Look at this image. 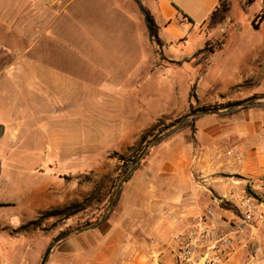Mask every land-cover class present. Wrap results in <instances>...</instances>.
I'll return each mask as SVG.
<instances>
[{
	"label": "crops",
	"instance_id": "0c3cea01",
	"mask_svg": "<svg viewBox=\"0 0 264 264\" xmlns=\"http://www.w3.org/2000/svg\"><path fill=\"white\" fill-rule=\"evenodd\" d=\"M91 1L99 3L105 19L102 45L133 44L143 22L142 33L152 50L151 71L171 67L181 76L187 73L189 78L184 83L183 97L162 104L156 111L152 106L145 113L138 112L133 126L120 128L115 139L108 146L103 142L102 147L117 148L122 142H132L143 125L147 128L162 116L180 117L192 106L264 97V40L247 53H240L230 41L233 27L229 22L220 25L218 31L208 29L213 14L225 1L233 0H18L20 13L13 21V32L30 41L46 35L57 38L81 19L86 21V6ZM141 6L159 26L164 57L161 65ZM127 10L134 14L135 21L124 13ZM256 29L261 31L262 24ZM222 30L230 32L223 47L197 55L213 38L223 35ZM189 42L192 46L188 49ZM102 59L109 62L110 55L104 54ZM131 60L137 66L143 58L137 54ZM222 61L229 73L206 83ZM193 72L198 75L191 76ZM193 87L195 97H191ZM137 101L138 95L130 96L131 104ZM234 112L228 116H200L193 126L162 140L123 185L118 204L107 219L61 242L47 264H172L173 238L207 208L214 209L215 222L225 227L234 198L244 192H259L264 186V107ZM42 192L41 187L34 190L36 195ZM223 203L230 208L223 207ZM22 207L27 210L35 204L25 199L17 205L0 207V264H35L41 254L42 248H34L25 235L2 233L5 225L20 219ZM256 260L264 264L263 238L257 245ZM248 262V252L238 251L224 264Z\"/></svg>",
	"mask_w": 264,
	"mask_h": 264
},
{
	"label": "rangeland",
	"instance_id": "374dc122",
	"mask_svg": "<svg viewBox=\"0 0 264 264\" xmlns=\"http://www.w3.org/2000/svg\"><path fill=\"white\" fill-rule=\"evenodd\" d=\"M90 3L85 22L81 19L57 38L46 35L30 41L13 32L18 0H0V125L5 126L0 140V207L25 199L35 204L22 207L20 219L1 228L15 237L25 235L34 248H42L35 264H41L61 235L97 222L132 166L123 171L125 162L137 159L165 126L192 113L162 116L140 127L132 142L102 147L147 109L153 106L156 111L183 97L189 78L171 67L151 71L152 50L142 33L143 22L133 44L102 45V8L96 1ZM124 13L135 21L133 13ZM225 22L233 27L234 49L247 53L264 40V0H233L225 17L208 29L218 31ZM254 23L262 24V30ZM229 33L222 30L207 51L221 49ZM191 46L189 42L188 49ZM155 49L161 65V47ZM107 53L109 62L102 59ZM137 54L143 60L133 66ZM226 68V62H220L206 83L228 74ZM194 72L191 76L198 75ZM133 95L138 101L131 104ZM40 187L43 192L36 195ZM53 211L62 212L43 217Z\"/></svg>",
	"mask_w": 264,
	"mask_h": 264
},
{
	"label": "built area",
	"instance_id": "2783aa9c",
	"mask_svg": "<svg viewBox=\"0 0 264 264\" xmlns=\"http://www.w3.org/2000/svg\"><path fill=\"white\" fill-rule=\"evenodd\" d=\"M258 191L234 198L232 215L225 227L215 222L211 207L193 218L173 238L172 264H224L238 251L248 252V264H256L257 245L264 239V186Z\"/></svg>",
	"mask_w": 264,
	"mask_h": 264
},
{
	"label": "water",
	"instance_id": "95a60500",
	"mask_svg": "<svg viewBox=\"0 0 264 264\" xmlns=\"http://www.w3.org/2000/svg\"><path fill=\"white\" fill-rule=\"evenodd\" d=\"M264 105V97H254L247 100H244L238 104H234L228 107L218 108V109H201L195 112L190 113L188 116L183 118L182 120L178 121L177 123L173 124L163 132H161L158 136H156L154 139L150 141V143L146 146V148L143 150V152L138 156V158L135 160V162L132 164L131 168L126 172V174L123 176V178L119 181L117 184V187L114 191L113 197L109 203V206L104 213V215L94 224L88 225L86 227L78 228L74 231L65 233L61 235L59 238H57L49 247L46 254L43 257V260L41 264H47L50 255L52 254L53 250L63 241L70 238L73 235L82 233L84 231L94 229L98 227L103 221L107 219L109 214L113 211L115 207L116 200L118 198L119 192L123 185L128 181V178L132 175V173L136 170V168L143 162V160L147 157V155L151 152V150L159 144L162 140H164L167 136L178 130L180 127H182L188 120L194 119L199 116L203 115H211V114H226L230 112H234L236 110L250 107V106H263ZM5 135V126L0 125V140ZM2 165L0 164V175H1Z\"/></svg>",
	"mask_w": 264,
	"mask_h": 264
},
{
	"label": "trees",
	"instance_id": "16d2710c",
	"mask_svg": "<svg viewBox=\"0 0 264 264\" xmlns=\"http://www.w3.org/2000/svg\"><path fill=\"white\" fill-rule=\"evenodd\" d=\"M229 7H230V3L228 1H225L222 6L220 7V9H218V11H216L211 20H210V26L211 25H216L218 24L221 19H223L225 17V14L228 12L229 10ZM141 11L144 15V18H145V23H146V26L148 28V32H149V37H150V40L153 44L157 45L158 47H162L163 46V42L159 36V26L158 24L156 23L154 17L151 15V13L146 10L143 6H141ZM254 26L255 28H257V23H254ZM207 49H204L202 51H200L197 55L199 54H202L204 52H206ZM194 89L195 87L192 88V92H191V97H195L194 95ZM242 101H237V102H229V103H226V104H220V105H215V106H209V107H201V108H194L193 106L191 107L190 111L191 112H195L197 111L198 109L201 110V109H218V108H223V107H228V106H231V105H234V104H238ZM252 107H264V106H250V107H246L244 109H248V108H252ZM235 112H230V113H226L225 116H228V115H232L234 114ZM200 117V116H199ZM199 117H196L194 119H191V120H188L182 127H180L178 130H176L175 132H173L172 134H170L169 136L175 134L176 132H178L179 130L185 128V127H189V126H193V123L194 121H196ZM180 121V120H179ZM175 123V122H174ZM174 123H170L169 125L165 126L164 129L166 130L167 128H169L170 126H172ZM164 129H161L160 132ZM167 136V137H169ZM161 143V142H160ZM158 145V144H157ZM150 154V153H149ZM148 154V155H149ZM147 155V156H148ZM136 158H133V159H130L128 160L127 162H125L124 164V167H123V171H126L130 168V166L135 162ZM140 166H138L136 168V170L139 168ZM135 170V171H136ZM134 171V172H135ZM133 172V173H134ZM133 174L128 178V181L132 178ZM121 192H122V189L120 190L119 192V195H118V198L116 200V203H115V207L117 206L118 204V201H119V198H120V195H121ZM114 207V208H115ZM223 207H226V208H230L229 204H226V203H223ZM114 210V209H113ZM62 211H53V212H48L46 214L43 215V217H46L48 215H57V213H61Z\"/></svg>",
	"mask_w": 264,
	"mask_h": 264
}]
</instances>
